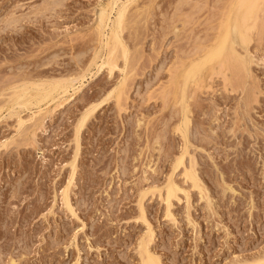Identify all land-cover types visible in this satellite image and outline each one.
<instances>
[{
  "label": "rangeland",
  "instance_id": "obj_1",
  "mask_svg": "<svg viewBox=\"0 0 264 264\" xmlns=\"http://www.w3.org/2000/svg\"><path fill=\"white\" fill-rule=\"evenodd\" d=\"M183 1H133L136 19L122 32L132 76L120 101L124 58L113 70L94 65L107 51L102 33L112 34L99 24L111 0H0V264H142L149 225L162 264H229L264 251V11L261 33L259 24L247 48L235 44L249 71L235 73L226 53L186 79L222 36L232 0ZM81 70L79 91L44 105L33 127L36 107L9 98ZM70 187L75 215L62 199Z\"/></svg>",
  "mask_w": 264,
  "mask_h": 264
},
{
  "label": "bare ground",
  "instance_id": "obj_2",
  "mask_svg": "<svg viewBox=\"0 0 264 264\" xmlns=\"http://www.w3.org/2000/svg\"><path fill=\"white\" fill-rule=\"evenodd\" d=\"M44 1V0H43ZM110 1V0H109ZM133 1H135V2H137L138 0H111V2H108V4H110L108 7H106V8H104V9H101V12H100V21H101V23H99V24H102V23H104V24H107V26L106 27H110L111 29L110 30H112V34H110L111 36H108L105 32L104 33H102L103 35H104V37H105V41H104V46L106 47V49H107V51H106V54L104 55V58H103V54H101L98 58L99 59H103L102 61V63L101 64H99L98 62V59L96 60L95 59V61H94V65H96L97 66V68H98V70L100 69V68H102V67H104V66H108L110 69L109 70H113V69H117V67H119V64H118V60H119V58L121 57V58H124V67H122V69H121V72L124 74L123 76V79L120 81V83H119V85H118V87H120L121 85V87L120 88H118V87H116L115 88V90L114 91H118V95H119V97L118 98H120V101L122 100L121 98L122 97H120V96H122V95H124L125 93H123L122 95H120L119 93V91L120 90H122L123 89V91H124V88H125V85L124 84H126L125 83V80L127 81L128 79H127V77L129 78V76H132V73H130L129 71H131L132 72V69H129V68H131V66L129 65V61L131 62V58H129V48L127 47V45L124 43V41H123V36H122V32L125 30V28H127L126 27V25H128L129 23H130V20L131 19H133L132 17H134V13H133V11H136V10H133ZM151 1V0H150ZM152 1H154V0H152ZM181 1V0H180ZM183 1V0H182ZM185 1V0H184ZM183 1V2H184ZM231 1V0H230ZM232 1H233V3L235 4L234 5V7L232 8L230 5L232 4ZM231 1V3H229V1H228V4H227V8H228V6L231 8V10L229 9L228 11H226L227 12V18H226V20H225V17L223 16V15H221L220 14V16H222L223 18H224V20L226 21V22H222L223 20H221V25L223 24V27L221 28V30L224 28V30H222L223 32H221L222 33V36H218V37H216L215 38V40H213V42L215 41L216 42V40H219L215 45H213L212 46V48H211V50L209 51V53H208V55H206L205 57H207V58H202L201 60H196V61H193V62H191V64H189V66L187 67V71H186V79H189V78H192L193 77V79L194 78H196L197 76H199V73L200 72H202L201 70H202V66H205V64L206 63H208V61L209 62H211V60H208V59H210V56H216V57H218L217 59H221L222 57L223 58H225L226 57V53L227 54H229V56H230V54L231 55H233V56H230V58L231 59H229V61H228V63H230L229 64V66L231 65V68H235L234 66H237L234 70L236 71L235 73H238V71H239V67H240V69H244L245 71L246 70H248L249 71V64H250V62H251V60H249L248 59V57H249V55H248V57L247 56H244V54H246L245 53V51L246 50H244L242 47H241V49H243V50H241V51H243V52H241L242 54H243V56L241 55V53H240V50L238 51V49H237V46H235V44H238L239 42V44H240V46L242 45L243 47H246L247 48V46L246 45H248V42L249 41H251V36L252 35H250V33L252 34V29L253 28H256V27H258V25L260 24V29H259V27H258V29H259V33H261L260 32V30L261 29H263L261 26V23H262V21L264 20L263 18V20H261V23L259 22V20H258V18H259V14L258 13H260V11L262 10V11H264V0H232ZM187 2V1H186ZM152 3V2H151ZM187 4H188V2H187ZM230 4V5H229ZM186 5V4H185ZM189 5V4H188ZM197 5V4H196ZM178 6V5H177ZM183 6H184V3H183ZM192 6V5H191ZM105 7V6H104ZM196 7V6H195ZM135 8V7H134ZM139 8V7H138ZM138 8H136V9H138ZM143 8V7H142ZM141 8V9H142ZM133 10V11H132ZM147 10V9H146ZM180 10V9H179ZM225 10H227V9H225ZM12 12V11H11ZM143 12V11H142ZM145 12V11H144ZM136 13V12H135ZM146 13V12H145ZM196 13V12H195ZM223 14H224V12H222ZM262 14H264V12L262 13ZM137 15V14H136ZM138 15H139V13H138ZM175 16V15H174ZM139 17V16H138ZM188 17V16H187ZM190 17V16H189ZM192 17V16H191ZM190 17V18H191ZM264 17V16H263ZM143 18V17H142ZM136 19V16H135V18L133 19V21ZM171 19H172V16H171ZM192 19V18H191ZM9 20V19H8ZM18 20H19V18H18ZM190 20V19H189ZM132 21V20H131ZM133 21H132V23H133ZM12 22V21H11ZM137 22V21H136ZM189 22V21H188ZM9 24H10V22H9ZM16 24V23H15ZM263 24V23H262ZM131 25V24H130ZM184 25H185V23H184ZM263 26H264V24H263ZM130 27V26H129ZM177 27V26H176ZM184 27V26H183ZM103 29H104V26H103ZM108 29V28H107ZM176 29V28H175ZM177 29H178V27H177ZM181 29V28H180ZM100 30V29H99ZM98 30V31H99ZM105 30V29H104ZM103 31V30H102ZM177 31H179V30H177ZM101 32V31H100ZM182 32V31H181ZM177 35V34H176ZM180 34H178V36H179ZM221 35V34H220ZM102 37V36H101ZM197 37V36H196ZM195 37V38H196ZM198 38V37H197ZM220 38V39H219ZM253 38V37H252ZM203 39V38H202ZM253 40V39H252ZM198 41H199V39H198ZM197 41V42H198ZM229 41V44H226L227 42ZM200 42V41H199ZM212 42V43H213ZM131 43V42H130ZM251 43V42H250ZM195 44H197V43H195ZM194 44V46H196ZM211 44V43H210ZM238 44V45H239ZM103 46V47H104ZM198 46V45H197ZM206 46V45H205ZM210 45H208V46H206V48L207 47H209ZM211 47V46H210ZM201 48V47H200ZM205 48V50H207ZM239 48V47H238ZM193 49H194V47H193ZM202 49H203V46H202ZM201 49V50H202ZM132 50V49H131ZM209 50V49H208ZM196 51H197V49H196ZM249 51V50H248ZM247 51V52H248ZM131 52V51H130ZM133 52V51H132ZM192 51H190L189 52V54L191 53ZM193 52L194 53H196L195 52V50H193ZM199 53H201L200 51H198ZM198 53V54H199ZM188 54V53H187ZM205 54V53H204ZM200 55V54H199ZM189 56H192V55H189ZM214 56V57H215ZM225 56V57H224ZM132 57V56H131ZM215 57V58H216ZM232 57H233V62H232ZM96 58V57H95ZM185 58V57H184ZM200 58V57H199ZM234 58H235V60H234ZM196 59H198V58H196ZM207 59V60H206ZM212 59H214V58H212ZM217 59H216V61H217ZM180 60H181V58H180ZM77 61V60H76ZM223 60L221 59V60H219V62H220V64H224L225 62H222ZM184 61H181V63H183ZM215 62V61H214ZM218 62V61H217ZM222 62V63H221ZM236 62H238V63H235ZM133 63V62H132ZM184 64V63H183ZM222 64V65H223ZM235 64V65H234ZM238 64V65H237ZM185 65V64H184ZM128 66H129V68H128ZM127 69L129 70L128 72H127ZM88 70H89V68H88ZM87 70V71H88ZM238 70V71H237ZM26 71V70H25ZM82 71V70H81ZM80 71V72H81ZM84 72H86L85 71V69L83 70ZM83 71L81 72V74H76L75 76L74 75H70V77L69 78H63L64 80H62L61 81V79L60 80H58L57 82L56 81H53L54 83H49L47 86H41V85H43V83H40V81H39V83H37L36 84V86L34 87L35 89H37L38 90V92L37 93H29V92H25V91H27V90H25L24 92H22L21 90H20V92L19 93H13L12 92V95L13 96H11V97H9V98H12L13 99V101H14V103H16V102H18V103H21V105H24V107H26V106H29L30 108L32 107V108H34V107H36V111L33 113V115L30 117V121L32 122V123H30L31 125V127H33L34 125H36L37 124V122H38V120H40V119H43L44 118V115H45V110H46V108L50 105V102H53V101H55L56 99L59 101V100H61L62 102H63V100H62V98H61V95L62 94H65V93H71L70 91L72 90L73 92H72V94H75V93H77L78 91H79V89L81 88V86L84 84V82L82 81L81 82V84L79 85V86H76L77 85V81L79 80V77L80 78H82L81 76H82V74H83ZM240 71H242V70H240ZM244 71V72H245ZM248 71L247 72H245V73H247L248 74ZM111 72V71H110ZM114 72V71H113ZM243 72V71H242ZM243 72V73H244ZM23 73V72H22ZM131 75H130V74ZM250 73V72H249ZM85 74V73H84ZM83 74V75H84ZM128 74H129V76H128ZM246 74V75H247ZM38 75V74H37ZM58 75V74H57ZM52 76V75H51ZM203 76V75H202ZM201 76V77H202ZM85 77V76H84ZM83 77V78H84ZM181 79H182V77H180ZM11 80V79H10ZM83 80V79H82ZM196 80V79H195ZM24 81V80H23ZM26 81H29V80H26ZM37 82V81H36ZM42 82V81H41ZM56 82V83H55ZM180 83H181V81H180ZM191 83V82H190ZM189 83V84H190ZM34 84V83H33ZM183 84V83H182ZM123 86H124V88H123ZM177 86H180L179 85V83L177 84ZM183 86H184V84H183ZM34 88H32V89H34ZM175 88V87H174ZM179 88V87H178ZM29 89V88H28ZM31 89V88H30ZM54 89L56 90V91H54ZM127 89V88H126ZM172 89V88H171ZM170 89V90H171ZM169 90V91H170ZM190 90V89H189ZM15 91V90H14ZM113 91V92H114ZM168 91V92H169ZM185 91V90H184ZM56 92V93H55ZM112 92V93H113ZM125 92V91H124ZM162 92V91H161ZM165 92H167V91H165ZM115 93H117V92H115ZM122 93V92H121ZM189 93V92H188ZM195 93V92H194ZM167 94V93H166ZM165 94V95H166ZM185 94V93H184ZM5 95V94H4ZM11 95V94H10ZM34 95H37V97L35 98L34 97ZM69 95V94H68ZM163 95V94H162ZM164 95V96H165ZM64 96V95H63ZM169 96V95H168ZM167 96V97H168ZM194 96V95H193ZM192 96V97H193ZM124 98H125V96H124ZM184 98H185V95H184ZM11 99V100H12ZM1 101V100H0ZM104 102V101H103ZM184 102H186L187 103V100L186 101H184ZM17 103V104H18ZM49 103V104H48ZM56 103V102H55ZM120 103V102H119ZM186 103H184V104H186ZM194 103V102H193ZM101 104V103H100ZM183 104V103H182ZM26 105V106H25ZM44 105H47V107H45V108H43V106ZM18 106H20V105H18ZM99 106V105H98ZM97 106V104L95 105H91V107L88 109V110H86V112H85V114L83 115V117H82V122H79L80 123V127H82L83 126V124H84V122L89 118V116H91L92 114H94V110H96V107H98ZM184 106V105H183ZM187 106H188V104H187ZM9 107V106H8ZM185 107H186V105H185ZM22 108V107H21ZM26 108H28V107H26ZM31 108V109H32ZM181 108H182V105H181ZM172 110V109H171ZM184 110V109H183ZM2 111V110H1ZM93 112V113H92ZM8 113V112H7ZM182 114H184L185 115V120L183 119V118H181V119H183L184 120V123L186 124V123H188V121H187V118H188V116L186 115V113L185 112H183L182 111ZM176 118V117H175ZM170 120V119H169ZM41 121V120H40ZM189 121H190V119H189ZM26 122V121H25ZM24 122V123H25ZM166 122V121H165ZM21 123V122H20ZM183 123V122H182ZM23 124V123H22ZM167 124V123H166ZM181 124V123H180ZM184 124V125H185ZM33 125V126H32ZM187 125V124H186ZM185 125V126H186ZM22 126V125H21ZM20 126V127H21ZM181 126V125H180ZM184 126V127H185ZM30 127V128H31ZM178 127H179V125H178ZM183 127V128H184ZM188 127H190L189 125H188ZM26 128H28V127H26ZM79 128V127H78ZM180 128L181 127H179V130H180ZM184 129H188V128H184ZM189 130H190V128H189ZM181 132H182V130H180ZM184 133H189V131H187L186 130V132H184ZM184 133H181V134H183L184 135ZM187 136H188V134H186ZM161 136V135H160ZM193 136V135H192ZM186 137V136H185ZM186 140V139H185ZM156 141V140H155ZM154 144V143H153ZM157 144V143H156ZM159 144V143H158ZM162 150V149H161ZM160 151V150H159ZM179 159V158H178ZM181 159V161H182V158H180ZM193 160H195V158H192ZM191 159V160H192ZM192 160V161H193ZM180 161V160H179ZM190 162V163H192V165H195L194 163H197V162H195V161H193V162ZM74 164V163H73ZM179 165V164H178ZM190 166H191V164H190ZM194 168V167H193ZM192 167L190 168L189 167V169H187V171L188 170H190V169H192V170H190V171H186L188 174H187V176L188 177H190V179L194 182V186L196 187V186H199V184H198V175L195 173L196 172V169H195V171H194V169H193ZM75 171V170H74ZM180 173V172H179ZM75 175V174H74ZM73 176V175H72ZM200 182V181H199ZM72 183V182H71ZM74 184V183H73ZM203 188L201 185L199 186V188ZM201 188H200V190H201ZM19 189V188H18ZM69 189H71V187L70 188H66V189H64L63 190V192H62V199H63V204L66 206V208H68L67 210L69 211H71L72 212V214H74V211H75V209H73V207L75 206H73V204L71 203V198H70V191H69ZM225 189V188H224ZM72 190V189H71ZM177 190H178V187L176 186V185H172V186H170L169 187V189H168V199H167V202H169L168 203V205H169V207L171 206V198L173 197V196H175L176 194H175V192H177ZM203 190V189H202ZM19 194V193H18ZM175 194V195H174ZM16 197V196H15ZM144 209H143V207H142V211H143ZM75 214H76V212H75ZM74 214V215H75ZM149 230H148V232L145 234V236L141 239V242L139 243V255L141 256L140 258H142V261H141V263L142 264H162L161 263V259H160V257L157 255V254H155L152 250H151V246H150V242L152 241V235H153V229L151 228V226L149 225V228H148ZM254 256H256V255H254ZM229 264H264V251L261 253L260 252V254L258 255V256H256V257H252V258H250V260H249V258H244V259H236V260H234L233 261V263L231 262V263H229Z\"/></svg>",
  "mask_w": 264,
  "mask_h": 264
}]
</instances>
